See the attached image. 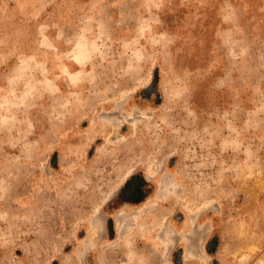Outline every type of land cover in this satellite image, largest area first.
Masks as SVG:
<instances>
[{
  "label": "rangeland",
  "instance_id": "rangeland-1",
  "mask_svg": "<svg viewBox=\"0 0 264 264\" xmlns=\"http://www.w3.org/2000/svg\"><path fill=\"white\" fill-rule=\"evenodd\" d=\"M0 264H264V0H0Z\"/></svg>",
  "mask_w": 264,
  "mask_h": 264
}]
</instances>
